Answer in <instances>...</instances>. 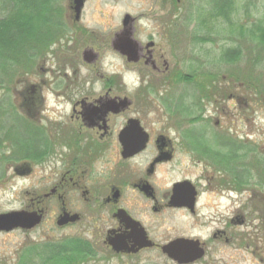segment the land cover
<instances>
[{
  "label": "flooded vegetation",
  "instance_id": "obj_1",
  "mask_svg": "<svg viewBox=\"0 0 264 264\" xmlns=\"http://www.w3.org/2000/svg\"><path fill=\"white\" fill-rule=\"evenodd\" d=\"M87 1L77 18L69 0L71 21L27 57L23 51L16 75L1 85L0 187L18 180L24 202L11 211L41 215L38 225L52 213L61 229L90 219L92 237L113 256L169 258L163 246L178 238L204 251L186 264H224L222 245L259 255L264 215L248 206L256 192L243 195L242 146L227 131H202L194 117L173 122L168 114L188 107L158 99L200 71L195 47L189 53L179 37L182 24L168 20V0L158 7L164 15L150 13L152 26L130 13L129 25L122 19L107 37L84 24ZM65 213L78 217L64 222Z\"/></svg>",
  "mask_w": 264,
  "mask_h": 264
},
{
  "label": "rangeland",
  "instance_id": "obj_2",
  "mask_svg": "<svg viewBox=\"0 0 264 264\" xmlns=\"http://www.w3.org/2000/svg\"><path fill=\"white\" fill-rule=\"evenodd\" d=\"M228 1L168 0V20H177L182 24L179 37L188 52L195 47L194 53L199 57L197 65L200 71L189 79L181 77L180 82L171 88L165 87L158 99L164 96L168 104L172 103V108L181 103L182 106L185 104L184 106L188 107V112L183 116L177 113L168 114L174 117L172 121L185 116L194 117L197 121L193 122V125L195 123L202 131L207 128L209 132L217 135L227 131L231 134L230 137L242 146L239 148L242 154H245L243 160L247 164L244 173L249 178L246 188L248 190L243 195L252 197V192H256L248 206L251 211L260 214L262 211L264 215V44L244 35L241 29L232 30L228 20L208 17L209 12L215 11L218 5ZM68 2L69 0L56 2L55 8L61 6L62 11L60 18H57L58 22L71 21ZM162 2V0H88L82 20L90 30L103 31L107 37L118 27L125 13L143 14L141 25L152 26L150 22H153L154 14H157V17L164 15L162 9H158L161 8ZM236 7L238 13L235 21L245 27L259 24L258 19L264 16V0H236ZM205 18L207 19L203 21ZM208 18L209 23L214 24L213 29L203 27ZM230 58L234 60L231 61ZM3 69L5 67L0 64V75ZM246 81L250 82V88L244 83ZM256 92L260 93L261 99L258 100ZM5 94L0 89V101L5 98ZM212 94L216 95L215 99L210 98ZM231 94L238 100L229 99ZM218 119L220 126L215 125ZM240 137L242 140L239 141L237 138ZM19 186L20 182L16 180L8 187H0V213L17 210L23 205ZM89 222L90 219H86L79 225L61 229L56 226L51 213L47 221L28 232L16 230L0 233V264H40L38 250L40 251L43 245H52L76 236L88 240L96 253L87 264H178L160 251H147L132 258L113 256L105 247L103 248L100 241L98 244L92 237L91 233H94ZM198 232L206 236L208 234V231L203 233L200 230H195L194 233ZM218 247H221L219 254L223 256L220 263L264 264V259L261 260V257L264 258V250H260L259 255H253L251 249L244 250L245 245L240 246L239 250L223 245ZM260 247L263 249L262 245ZM197 264H208V261Z\"/></svg>",
  "mask_w": 264,
  "mask_h": 264
},
{
  "label": "trees",
  "instance_id": "obj_3",
  "mask_svg": "<svg viewBox=\"0 0 264 264\" xmlns=\"http://www.w3.org/2000/svg\"><path fill=\"white\" fill-rule=\"evenodd\" d=\"M57 1L59 0H0V64L5 67L0 75V89L4 79H12L16 75L15 72L22 63L23 51L27 57L36 43L43 45L45 40L57 35L53 32L59 26L57 18L62 15L61 6L55 8ZM215 9L209 12V18L212 16L213 19L228 20L232 30L241 29L244 35L264 44V16L258 19L259 24L245 27L235 21L238 13L236 0L221 3ZM209 18L203 27L213 29L214 24L209 23ZM189 77L191 76H185ZM244 83L251 87L249 81ZM256 94L258 100L261 99L260 93ZM215 96L212 94L210 98L215 99ZM38 252L40 264H87L96 256L89 241L78 236L52 245H43Z\"/></svg>",
  "mask_w": 264,
  "mask_h": 264
},
{
  "label": "water",
  "instance_id": "obj_4",
  "mask_svg": "<svg viewBox=\"0 0 264 264\" xmlns=\"http://www.w3.org/2000/svg\"><path fill=\"white\" fill-rule=\"evenodd\" d=\"M85 1L86 0H74L77 18L79 17L82 8L84 7ZM131 19L132 17L130 14L125 15V17L123 18L125 27L129 25ZM125 42L126 45H129L130 47L133 46V44H131V41L125 40ZM123 53L125 52L123 51ZM68 216L69 215L65 213V217L62 218L64 222L67 221V219L75 220L76 217H78V215H73L72 218H68ZM41 220L42 216L38 215L37 213L30 214L24 211H10L6 213H0V232H9L18 227L31 229L38 225ZM59 223L62 224V222ZM110 244L114 247L116 251H120L121 248H117L114 243L110 242ZM146 245L150 246L152 245V243L148 242ZM163 252L166 253L169 258L176 261L178 264L190 263L196 258L201 257L204 253L201 248L197 247V242L192 239L185 238H178L164 245Z\"/></svg>",
  "mask_w": 264,
  "mask_h": 264
}]
</instances>
